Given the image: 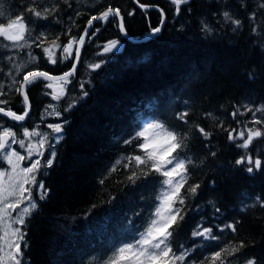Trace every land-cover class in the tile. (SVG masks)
Instances as JSON below:
<instances>
[{
    "label": "trees",
    "instance_id": "1",
    "mask_svg": "<svg viewBox=\"0 0 264 264\" xmlns=\"http://www.w3.org/2000/svg\"><path fill=\"white\" fill-rule=\"evenodd\" d=\"M28 2L0 0V7L5 13L16 14ZM69 3L70 9L61 3V23L39 21L37 24L44 27L36 30L56 34L71 27V34L78 35L90 15L111 4L121 9L127 35L133 40L145 41L133 43L123 39L115 18H110L113 22L95 23L100 31L85 43L77 74L68 85L67 99L75 98L78 103L70 112H63L66 101L60 102L62 119L68 121L64 138L56 145L53 166L39 175L50 189V196L40 201L41 207L28 225L30 247L26 251V264H100L113 246L130 238L127 236L131 235L130 228L142 226L156 203L159 185L154 181L161 177L150 176L138 181L137 186H126L123 168L111 175L109 169L116 159L133 152V147L125 145L123 140L150 120L164 121L169 126L180 124L181 131H188L191 126L196 137L200 136L195 132L196 124L213 133L209 149L204 148L202 137L190 141L195 163L190 167L192 175L188 183H199L201 187L195 197L189 196L186 200V223L177 231L174 247L195 244L193 257L199 258L207 250L201 245L209 242L193 239L191 231L203 219L204 226L212 227L214 234L221 237L219 242H211L214 249L217 244L243 241L245 258L255 256L264 264V209L256 204L257 196L264 199V168L249 174L245 170L247 165L236 166L234 161L245 154L244 150L231 144L227 132L218 127L222 120L229 129L243 130L251 113L238 114L235 119L231 113L237 108L244 112L245 105H264V53L259 47V38L251 34L252 22L248 19V14L257 8L258 0H244L246 7H241V0H191L190 4L182 6L179 14L175 13L170 0H140L165 13L162 31L148 39L151 28L160 25L157 10L143 11L134 0H69ZM224 10H230L242 20L239 30L233 32L231 26L222 27L217 22ZM76 11L82 15L76 17ZM129 11H134V15L128 16ZM259 12L264 14V9ZM69 14L75 19V25L68 19ZM202 20L214 28L211 34L201 31ZM260 30L264 33V26ZM61 40L66 42L67 37L62 35ZM110 40L119 41L117 48L98 56L96 53ZM27 51L14 53L0 49V69L3 70L0 80L5 84L10 81L3 73L11 67V62L2 57L15 55L18 63L21 58L27 59ZM31 51L41 58L40 67L53 75L71 68V61L50 65L40 49L33 47ZM99 60L104 61L102 67L90 71L88 65ZM81 83L89 93L83 99H80ZM42 84L29 89L31 108L24 123L17 125L0 115V121L13 126L18 135L22 134V128L31 130L37 125L41 132H50L46 125L59 122L45 113V105L56 102L43 95ZM142 84L148 85L152 92L136 100L134 90L143 89ZM126 93L136 95L132 102ZM0 98L10 100V105L3 107L10 106L22 114L19 95ZM183 111L189 112L187 125L176 120L177 113ZM209 112L218 117L206 116ZM258 147L264 159V137L255 140L249 152L255 156ZM209 151H216L217 156L207 155ZM45 171L47 175L43 174ZM214 207H219L220 213H215ZM242 207L245 210L242 211ZM129 220L133 222L131 225ZM237 220L240 223L235 234L230 230L219 232L217 225Z\"/></svg>",
    "mask_w": 264,
    "mask_h": 264
},
{
    "label": "snow or ice",
    "instance_id": "2",
    "mask_svg": "<svg viewBox=\"0 0 264 264\" xmlns=\"http://www.w3.org/2000/svg\"><path fill=\"white\" fill-rule=\"evenodd\" d=\"M134 2L142 10L151 7L140 3V0H134ZM61 3L69 9L72 8L69 0H60V2L29 0L22 6V11L16 14L5 13L0 7V49L14 53H20L24 49L29 50L26 54L27 59L21 58L18 63L15 55L2 57L3 60L11 62V67L3 73L10 83L5 84L3 80H0V97H7L9 94L19 95L22 98L23 112L18 114L10 106L3 107L10 105V100L0 98V115L15 122L24 121L31 108L29 89L43 82L42 87L45 89L43 95L56 102L46 104L45 113L59 121L46 125L50 132H41L37 125L31 130L22 128L20 135L13 126L0 121V264H26V251L30 247L27 240L28 225L33 216L38 213L41 207L40 201L50 196V189L46 187L44 180H38L37 176L42 170L51 168L57 157L56 145L63 140L65 125L68 123L66 119H62V111L70 112L78 103L75 98L67 99L68 85L77 74L85 43L100 31L99 27H95L94 22L109 23L113 22L110 18H115L119 32L127 35L121 9L111 4L90 15L86 26L78 35L71 34V27L66 28L63 33L56 34H51L47 30L37 31V27H44L37 24L39 21L51 20L53 23H61ZM170 3L174 6L175 13L179 14L182 6L190 4L191 0H170ZM241 7H246L244 0H241ZM260 9H264V0H258L257 8L248 14V19L252 22L251 34L259 38V47L264 53V33L260 30L264 26V14L259 12ZM159 11L162 25L165 22V13L162 9ZM25 13L30 15L26 16ZM81 15V12H75L76 17ZM132 15L134 11H129L128 16ZM258 16L262 18L258 20ZM68 19L75 25V19L71 14ZM217 22L222 27L231 26L233 32L243 26L242 20L235 17L230 10L222 11ZM92 29L95 30L92 31ZM160 31V26L152 27L150 35H156ZM201 31L211 34L214 28L206 20H202ZM62 35L67 37L66 42L61 40ZM118 44V40H110L103 45V50L96 54L103 56L116 49ZM33 47L40 49L48 64L56 65L58 62L71 61V68L60 75H53L43 70L39 64L41 58L31 51ZM103 63V60L96 61L89 64L88 68L95 72L102 67ZM0 71L3 70L0 69ZM79 87L80 99L87 97L89 93L85 90L84 83H81ZM62 100L66 101V106L61 111ZM246 113H251V119L243 124V130L229 129L224 126L223 121H220L218 127L227 132V140L231 144H234L237 149L244 150L245 154L235 159L234 164L247 165L246 172L252 174L264 168L261 149L257 148L255 156L249 152L253 142L264 137V105L256 107L245 105L244 112L237 108L231 115L235 119L238 114ZM188 115V111L177 113L176 120L187 125ZM205 115L216 119L211 112ZM41 119H44L43 115ZM194 127L195 132L200 134L199 137L194 136L191 126L188 131H181L180 124L169 126L164 121L150 120L143 123L133 135L123 141L125 145L133 147V152L116 159L109 169V175L122 167L126 173V186H136L138 181L147 180L150 176H158L161 179L154 181L159 185L155 193L156 203L146 221L142 226L130 228L132 238L113 246L107 258L100 264H241V261L242 264H260L255 256L245 258L242 250L246 245L243 241L238 244L229 242L223 246L217 244L214 249L211 242H219L221 237L214 234L212 227L204 226L203 219L192 229L191 237L208 241V244L201 245L207 251L202 252L199 258H194L195 244L192 247H186L183 244L174 247L176 233L182 224L186 223V200L189 196L195 197L201 187L199 183H188L192 175L190 167L195 163L191 155L190 141L202 137L205 142L204 148L209 149L213 135L200 124ZM13 145H18L25 154H21V151L12 147ZM207 155L216 157L217 152L209 151ZM43 174L47 175V172ZM100 183L103 184L104 180L102 179ZM34 190L36 196H34ZM209 204L213 202L209 201ZM256 204L264 209V199L261 197H256ZM241 210H245L244 207ZM214 211L220 213L221 210L219 207H214ZM136 215L139 216L140 213L137 212ZM132 223L129 220V224ZM239 223L240 221L237 220L224 223L222 226L217 225V228L221 233L230 230L235 234Z\"/></svg>",
    "mask_w": 264,
    "mask_h": 264
},
{
    "label": "rangeland",
    "instance_id": "3",
    "mask_svg": "<svg viewBox=\"0 0 264 264\" xmlns=\"http://www.w3.org/2000/svg\"><path fill=\"white\" fill-rule=\"evenodd\" d=\"M142 85H143L142 87H144L143 89L138 88V89L134 90V93L137 95L136 100L138 99V97L141 98V95L150 94V93L152 92V90L149 89V86H148V85H146V84H142ZM125 95L127 96L129 102H132V101L134 100L135 96H136V95H132L131 93H126ZM141 101H142V100L138 101V102L136 103V105H137V106L140 105V104H141ZM136 105H134V107H135ZM123 119H124V117H123ZM123 119H121V120H123ZM125 123H126V122H125ZM120 127H121V128H120ZM119 130H122V126H119Z\"/></svg>",
    "mask_w": 264,
    "mask_h": 264
},
{
    "label": "bare ground",
    "instance_id": "4",
    "mask_svg": "<svg viewBox=\"0 0 264 264\" xmlns=\"http://www.w3.org/2000/svg\"><path fill=\"white\" fill-rule=\"evenodd\" d=\"M141 42H143V41H141ZM125 106H126V105H125ZM113 116H114V115H113ZM217 117H218V115H217ZM217 117L215 116V118H217ZM220 117H221V116H220ZM245 117H246V116H245ZM247 118H248V117H247ZM241 119H242V118H241ZM241 119H240V120H241ZM249 119H250V117H249ZM244 120H245V119H244ZM246 120H247V119H246ZM217 121H218V120H217ZM220 121H222V120H220ZM220 121H219V122H220ZM225 121H226V120H225ZM242 121H243V120H242ZM242 121H240V122L242 123ZM223 122H224V121H223ZM230 122H231V121H229L228 124H230ZM225 123H226V122H224V124H225ZM233 123H234V122H233ZM226 124H227V123H226ZM232 125H234V124H232ZM226 126H227V125H226ZM230 126H231V125H230ZM242 128H243V126H242ZM130 133H131V132H130ZM130 133H129V134H130ZM127 135H128V134H127ZM130 136H131V135H130ZM126 137H127V136H126ZM126 137H125V138H126ZM128 138H129V137H128ZM124 140H125V139H124ZM124 140H123V141H124ZM198 141H199V140H198ZM201 142H202V141H201ZM196 144H197V143H196ZM197 146H198V145H197ZM208 158H209V157H208ZM229 158H230V156H229ZM194 159H195V158H194ZM198 160H199V159H198ZM210 160H211V159H210ZM212 160H213V159H212ZM208 161H209V160H208ZM229 161H230V160H229ZM210 163H212V162H210ZM232 165H233V164H232ZM240 169H241V168H240ZM242 172H243V171H242ZM192 178H193V177H192ZM108 179H109V178H108ZM140 182H141V181H140ZM138 184H139V183H138ZM136 186H137V185H136ZM239 196H240V195H239ZM215 203H217V201H216ZM126 206H127V205H126ZM186 210H187V209H186ZM112 211H113V210H112ZM145 219H146V218H145ZM246 229H247V228H246ZM124 230H125V229H124ZM181 233H182V232H181ZM104 250H107V249L104 248ZM42 254H43V253H42ZM58 257H59V256H58ZM41 260H42V259H41ZM63 263H64V262H63Z\"/></svg>",
    "mask_w": 264,
    "mask_h": 264
},
{
    "label": "water",
    "instance_id": "5",
    "mask_svg": "<svg viewBox=\"0 0 264 264\" xmlns=\"http://www.w3.org/2000/svg\"><path fill=\"white\" fill-rule=\"evenodd\" d=\"M142 10V9H141ZM147 10H157V11H159V9L158 8H154V7H148L146 10H143V11H147ZM160 12V11H159ZM164 20H165V17H164ZM95 23V22H94ZM164 24V23H163ZM126 39H128V37H125ZM129 40V39H128ZM142 41H145V40H142ZM133 42H135V41H133ZM139 42H141V41H139ZM2 116V115H1ZM3 117V116H2ZM4 118H6V119H9L8 117H4Z\"/></svg>",
    "mask_w": 264,
    "mask_h": 264
}]
</instances>
